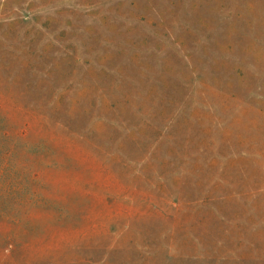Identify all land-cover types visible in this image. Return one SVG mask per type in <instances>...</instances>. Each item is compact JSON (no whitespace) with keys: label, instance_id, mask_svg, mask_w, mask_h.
<instances>
[{"label":"rangeland","instance_id":"374dc122","mask_svg":"<svg viewBox=\"0 0 264 264\" xmlns=\"http://www.w3.org/2000/svg\"><path fill=\"white\" fill-rule=\"evenodd\" d=\"M0 91L72 158L6 264H264V0H0ZM207 192L220 229L170 208Z\"/></svg>","mask_w":264,"mask_h":264},{"label":"trees","instance_id":"16d2710c","mask_svg":"<svg viewBox=\"0 0 264 264\" xmlns=\"http://www.w3.org/2000/svg\"><path fill=\"white\" fill-rule=\"evenodd\" d=\"M32 105L16 100L0 99V226L3 228L0 232V264H6V258L12 257L20 248L23 235L16 230V227L31 210L56 208L59 215H64L66 211L65 208L57 205L56 200H49L43 190L47 188L48 177H52L50 173L69 166L67 164L72 158L65 153L60 142L49 140L45 136L42 118L47 116ZM52 107L55 109L58 105ZM71 109L69 117L74 118L73 106ZM58 123L75 132L69 124ZM154 139L151 145L152 151L157 150L158 140ZM213 162L214 160H211V163ZM224 199L225 196L221 194L213 196L207 192L198 198L173 200L170 202V208L174 212H180L183 206L190 209L193 226H200L211 217L213 224L220 229V224L227 216L220 212L217 202ZM173 232H175L174 227ZM189 242L192 250L173 257L174 263L184 261L192 264L226 263L247 257L234 249L208 253L209 245L217 249L222 246L223 240L218 238V234L214 235L213 239H207L194 233L189 237ZM193 242H197L198 247L206 252H198ZM10 246L12 251L8 255L6 251Z\"/></svg>","mask_w":264,"mask_h":264}]
</instances>
